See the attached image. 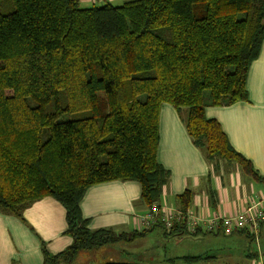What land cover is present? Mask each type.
<instances>
[{"label": "trees", "instance_id": "1", "mask_svg": "<svg viewBox=\"0 0 264 264\" xmlns=\"http://www.w3.org/2000/svg\"><path fill=\"white\" fill-rule=\"evenodd\" d=\"M263 41L264 0L89 8L80 0H0V213L23 220L45 197L65 207L73 243L58 255L44 246V264L73 263L80 253L156 228L191 235L181 223L130 239L92 231L80 202L90 187L111 181L140 183L148 210L161 199L170 177L157 159L164 104L182 116L213 170L237 165L264 181L205 116L206 107L248 101L249 69ZM175 200L187 212L193 193Z\"/></svg>", "mask_w": 264, "mask_h": 264}, {"label": "crops", "instance_id": "2", "mask_svg": "<svg viewBox=\"0 0 264 264\" xmlns=\"http://www.w3.org/2000/svg\"><path fill=\"white\" fill-rule=\"evenodd\" d=\"M247 92L248 101L206 107L205 116L220 124L234 150L264 178V41L258 59L249 69ZM157 159L170 176L160 204L179 209L176 196L189 190L194 200L190 211L209 218L234 216L251 202L264 199V181L243 174L237 165L220 164L213 170L193 143L182 116L169 104L160 110ZM141 194L142 187L136 181H111L90 187L80 202L88 229L112 230L127 234L125 239H130L138 231L135 217L148 211ZM68 231L66 209L52 197L34 202L24 211L23 220L0 213V264H44V246L49 254L58 255L72 245ZM260 246L262 250L264 225Z\"/></svg>", "mask_w": 264, "mask_h": 264}, {"label": "rangeland", "instance_id": "3", "mask_svg": "<svg viewBox=\"0 0 264 264\" xmlns=\"http://www.w3.org/2000/svg\"><path fill=\"white\" fill-rule=\"evenodd\" d=\"M88 1L80 0L81 8L101 7L107 3L121 6L129 0ZM242 236L245 237L223 234L172 236L157 228L133 241H119L96 252L80 253L69 264H254L247 255L256 254V242L247 235ZM262 250L264 252V247ZM95 253L97 257H94Z\"/></svg>", "mask_w": 264, "mask_h": 264}, {"label": "built area", "instance_id": "4", "mask_svg": "<svg viewBox=\"0 0 264 264\" xmlns=\"http://www.w3.org/2000/svg\"><path fill=\"white\" fill-rule=\"evenodd\" d=\"M180 223L186 226L187 232L191 235L199 232H217L232 236L236 232L244 231L257 245L254 264H264V254L260 246L261 228L264 225V199L251 202L234 216L215 215L209 218L198 217L190 210L183 212L167 203L156 202L144 215H138L134 220V226L138 231L150 230L159 225L170 230L175 224Z\"/></svg>", "mask_w": 264, "mask_h": 264}]
</instances>
